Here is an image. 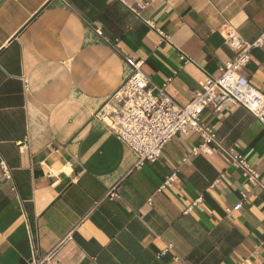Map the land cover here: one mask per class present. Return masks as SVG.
<instances>
[{
  "label": "crops",
  "instance_id": "1",
  "mask_svg": "<svg viewBox=\"0 0 264 264\" xmlns=\"http://www.w3.org/2000/svg\"><path fill=\"white\" fill-rule=\"evenodd\" d=\"M263 30L264 0H0V264H264L263 190L215 145L179 133L137 166L97 116L126 58L185 107L233 59L229 33ZM244 73L264 94V47ZM202 122L264 184V122L231 105Z\"/></svg>",
  "mask_w": 264,
  "mask_h": 264
},
{
  "label": "built area",
  "instance_id": "2",
  "mask_svg": "<svg viewBox=\"0 0 264 264\" xmlns=\"http://www.w3.org/2000/svg\"><path fill=\"white\" fill-rule=\"evenodd\" d=\"M96 33L103 36L100 28L96 29ZM226 44L234 53L233 59L220 68L219 77L208 76L202 90L196 92L185 107L179 106L167 93V85L157 86L143 73L142 62L126 58L132 75L97 116L136 154L137 166L146 162L155 163L176 135L194 131L200 134L202 143L193 148V155L206 154L209 147L215 145L232 166L241 169L243 175L262 188L264 193L258 171L233 148L223 145L216 132L202 122V115L207 109L218 112L229 105L243 107L264 122V94L253 87L244 73L252 60V51L264 47V30L251 42L237 32L229 33ZM182 60H185L184 56ZM0 171V183L11 179L10 169L3 160L0 161ZM175 177V174L167 177L160 189L172 187ZM240 207L241 204L234 210ZM226 211L232 213L231 209ZM55 253L54 250L43 258L36 257L31 264H55Z\"/></svg>",
  "mask_w": 264,
  "mask_h": 264
}]
</instances>
